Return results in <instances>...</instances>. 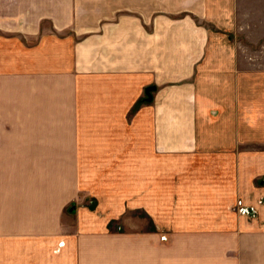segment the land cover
<instances>
[{"label":"crops","instance_id":"crops-1","mask_svg":"<svg viewBox=\"0 0 264 264\" xmlns=\"http://www.w3.org/2000/svg\"><path fill=\"white\" fill-rule=\"evenodd\" d=\"M240 1L0 0V264H264Z\"/></svg>","mask_w":264,"mask_h":264},{"label":"rangeland","instance_id":"rangeland-1","mask_svg":"<svg viewBox=\"0 0 264 264\" xmlns=\"http://www.w3.org/2000/svg\"><path fill=\"white\" fill-rule=\"evenodd\" d=\"M258 10V13L257 15H264V9H255V8H252L250 7V0H241L240 1V6H239V13H240V17H239V20L240 22L242 23V28H241V31L239 32V38H240V41L241 44L243 45V48L244 49H248L249 46L252 47L254 53V57H255V54L257 55L256 56V60L258 63L260 64H264V47L263 49H261V45L262 43L264 44V41H258V43H253V41H251L249 39V33H255V26L252 24L250 25L251 23V14L252 15H255V11ZM259 32L261 33H264V30L263 29H259ZM258 33V32H257ZM249 56L250 54V51L247 52ZM252 57V58H254ZM94 202V200H89L88 203L86 204L88 206V204H91ZM243 201L242 200H239L238 203H237V206H235L234 208L241 212L242 214H248V215H251V216H256L257 214V209L254 208V207H243L242 205ZM259 203H262L264 204V197H261L259 199ZM240 206V207H239ZM93 209V207H91ZM115 223V222H114ZM114 227L116 229V231H124L125 230V227H124V224L122 223H115L114 224ZM169 239V235L168 233L164 232L163 235H162V240L163 241H166Z\"/></svg>","mask_w":264,"mask_h":264},{"label":"water","instance_id":"water-1","mask_svg":"<svg viewBox=\"0 0 264 264\" xmlns=\"http://www.w3.org/2000/svg\"><path fill=\"white\" fill-rule=\"evenodd\" d=\"M149 91H150V89L148 88V89H147V93H149Z\"/></svg>","mask_w":264,"mask_h":264},{"label":"trees","instance_id":"trees-1","mask_svg":"<svg viewBox=\"0 0 264 264\" xmlns=\"http://www.w3.org/2000/svg\"><path fill=\"white\" fill-rule=\"evenodd\" d=\"M137 105H138V103H137ZM135 108H136V106H135Z\"/></svg>","mask_w":264,"mask_h":264}]
</instances>
